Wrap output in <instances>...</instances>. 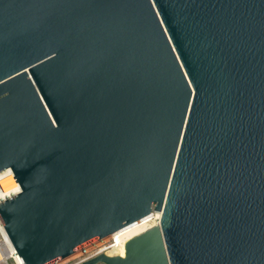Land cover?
I'll return each instance as SVG.
<instances>
[{
    "label": "water",
    "instance_id": "obj_1",
    "mask_svg": "<svg viewBox=\"0 0 264 264\" xmlns=\"http://www.w3.org/2000/svg\"><path fill=\"white\" fill-rule=\"evenodd\" d=\"M8 170L22 264H264V0H0Z\"/></svg>",
    "mask_w": 264,
    "mask_h": 264
},
{
    "label": "built area",
    "instance_id": "obj_2",
    "mask_svg": "<svg viewBox=\"0 0 264 264\" xmlns=\"http://www.w3.org/2000/svg\"><path fill=\"white\" fill-rule=\"evenodd\" d=\"M2 175H3V177H0V182L9 180L12 183V185L14 186V188H16V187L19 188V186L16 183L12 173H10L9 170L5 171L4 174L2 173ZM18 193L19 192H13L11 195L6 197L5 199H2L0 202L18 194ZM0 226H1L0 227V264H22L21 261L19 260L18 255L16 254V251H15L13 245L11 244L6 232L4 231L1 222H0ZM124 228L117 231L118 233H120V236L123 235V233L125 234V232H121L124 230ZM116 233H114L113 235L109 236L108 238L102 240V242L100 241L101 246H99L97 248H93V250H91V252H90V256L83 257V258H80L77 256L76 258H71V260L70 259L64 260L61 263L65 262V261H67V262L73 261L72 264H81L82 262H84L85 260H87L90 257L96 256L100 253L106 254L107 252L114 250L113 249L114 247L115 248L119 247L117 239L120 236H115ZM61 263H59V264H61Z\"/></svg>",
    "mask_w": 264,
    "mask_h": 264
},
{
    "label": "bare ground",
    "instance_id": "obj_3",
    "mask_svg": "<svg viewBox=\"0 0 264 264\" xmlns=\"http://www.w3.org/2000/svg\"><path fill=\"white\" fill-rule=\"evenodd\" d=\"M1 175H2V173H0V176ZM7 182L8 183H5V181L0 182V201L2 199H5L9 195H11L13 192H19V188H17V187L14 188V186L12 185V183L10 181H7ZM154 215H157L158 218L154 221V223H153L154 225H152V226L158 225L159 224V221H160V218H161V214L160 213H157V212H152L147 217H145V218H143V219H141L139 221H136V222H134L133 224H131L129 226H126L124 228V230L121 231V232H125V234L123 233V235H121V236H120V233H118V232L115 234V236H120L117 239V242H118L119 247H117V248L114 247L113 248L114 250L109 251L106 254L109 255V256L118 255V256L123 257L124 256V243L127 240H129L130 238H132L133 236H136V235L142 233L143 231L147 230L148 228L145 229V230H143L142 232L134 235L135 234L134 231L136 230V228H138L141 224H147V223H149L151 220L154 219Z\"/></svg>",
    "mask_w": 264,
    "mask_h": 264
},
{
    "label": "rangeland",
    "instance_id": "obj_4",
    "mask_svg": "<svg viewBox=\"0 0 264 264\" xmlns=\"http://www.w3.org/2000/svg\"><path fill=\"white\" fill-rule=\"evenodd\" d=\"M7 181H9V180H6L5 183H8ZM157 218H158V216H157V215H154V219L151 220L149 223H147V224H141V225H140L138 228H136V230L134 231V233H135L134 235H136V234L142 232L143 230H145V229L151 227L152 225H154L153 223H154V221H155ZM101 242H102V241H101ZM99 246H101V245H100V242L95 243V244H93L92 246H90V247H88V248L82 250L81 252H79V253H77V254L71 256L69 259L71 260V258H76L77 256L80 257V258L88 257V256H90V252H91V250H93V248H97V247H99ZM112 256H113V255H112ZM72 263H73V261H70V262L65 261V262H63V263H61V264H72Z\"/></svg>",
    "mask_w": 264,
    "mask_h": 264
}]
</instances>
